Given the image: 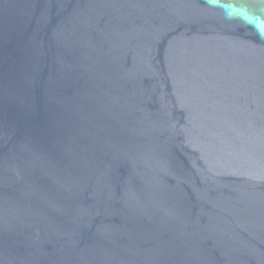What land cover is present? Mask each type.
Instances as JSON below:
<instances>
[{
	"label": "water",
	"instance_id": "water-1",
	"mask_svg": "<svg viewBox=\"0 0 264 264\" xmlns=\"http://www.w3.org/2000/svg\"><path fill=\"white\" fill-rule=\"evenodd\" d=\"M0 0V264H264V0Z\"/></svg>",
	"mask_w": 264,
	"mask_h": 264
},
{
	"label": "clouds",
	"instance_id": "clouds-1",
	"mask_svg": "<svg viewBox=\"0 0 264 264\" xmlns=\"http://www.w3.org/2000/svg\"><path fill=\"white\" fill-rule=\"evenodd\" d=\"M207 2L212 6H217L215 0H207Z\"/></svg>",
	"mask_w": 264,
	"mask_h": 264
}]
</instances>
